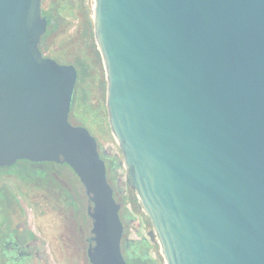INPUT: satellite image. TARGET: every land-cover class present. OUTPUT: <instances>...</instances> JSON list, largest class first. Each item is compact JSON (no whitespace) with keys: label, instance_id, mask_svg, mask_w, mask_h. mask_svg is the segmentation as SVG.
I'll use <instances>...</instances> for the list:
<instances>
[{"label":"water","instance_id":"95a60500","mask_svg":"<svg viewBox=\"0 0 264 264\" xmlns=\"http://www.w3.org/2000/svg\"><path fill=\"white\" fill-rule=\"evenodd\" d=\"M91 22L148 242L164 264H264V0H93ZM46 26L41 0H0V167L66 163L89 263L128 264L96 139L68 118L77 70L42 54Z\"/></svg>","mask_w":264,"mask_h":264},{"label":"flooded vegetation","instance_id":"af4514ba","mask_svg":"<svg viewBox=\"0 0 264 264\" xmlns=\"http://www.w3.org/2000/svg\"><path fill=\"white\" fill-rule=\"evenodd\" d=\"M49 3L52 5L54 3L58 5V11L61 16H63L61 13L60 0H50ZM63 18L65 20L64 16ZM81 29L82 27L80 25L82 39L86 43V47L88 46L86 50L87 59L85 57L75 58L70 62H66L56 56L47 55L45 52L48 48H50L49 39L55 33L49 35L44 40H42V36L39 43V49L44 56L53 58L56 61L60 60V62L57 61L58 63L72 64L77 70V80L72 94V102L68 118L72 124L86 127L96 139L97 149L101 158H103L105 162L107 180L113 189V196L115 200L120 204L119 215L123 223L121 249L126 262L128 264H163V258L157 242H148L144 236L138 240L131 238V228L142 227L147 232L151 228V225L144 212L140 210L139 207L135 208L133 204L132 208L138 214V219L126 215L127 210L123 206V201L125 199L124 189L127 188V190H131L133 196L135 197L136 194L135 191L127 185L126 179H123L122 177L123 172L121 169L120 155L112 153V151L105 146L103 141L97 138L94 131H91L92 129L85 121L87 120L86 113L88 112L93 115V122L95 121V118L98 119L101 117L103 119L102 115L104 113L105 119L107 120V115L105 102V111L103 112L102 106L95 108L92 106V102H90V107L85 108V105H83V99L85 97L89 98L90 87L96 88L97 92L103 91L104 79L100 76L103 75L104 71L102 70L103 64L94 38L89 39L84 36ZM83 91L86 93L85 97L81 94ZM98 115H100V117ZM9 167L10 166L0 167V264H6V258L1 254V249L3 247L26 250L27 262L34 260L35 262H39L41 264H55V261L61 264H90L87 257V247L90 243L92 221L87 231V227L85 226L86 223H84L85 221L82 222L81 220H78L76 216H73L76 215L77 212L75 209L61 201L55 188L47 189L44 186L25 183L13 174L3 171L5 168ZM13 178H16L18 182H14ZM24 187L42 191L44 196L52 202L53 206H51L54 210H62L61 206H65L63 207L65 208V216L60 215L59 217V219H61V223L63 224L62 228L59 231L57 229V232L48 230V237L51 236V238H47L46 241L39 228L35 230L29 226L25 205L31 204V201L28 200L29 195L28 192L25 191ZM69 189L71 188L69 187ZM10 196H12V198H10ZM88 204L89 202L87 199V206ZM32 205V210L34 209V212L37 213L36 203H32ZM65 211H68V213L66 214ZM125 239H128L127 245H125ZM51 246L53 247L51 248ZM47 252L50 254L49 256L46 255ZM57 254L60 255V260H58L59 258L57 257ZM19 263L21 264L22 262L19 260Z\"/></svg>","mask_w":264,"mask_h":264},{"label":"rangeland","instance_id":"374dc122","mask_svg":"<svg viewBox=\"0 0 264 264\" xmlns=\"http://www.w3.org/2000/svg\"><path fill=\"white\" fill-rule=\"evenodd\" d=\"M50 0H45L43 5V8H47ZM60 7H61V13L65 17L66 22L70 23L69 26L64 30L62 27L60 30H58L57 33H55L53 36L49 39L50 48L45 52L47 55H52L60 58L61 60H65L66 62H70L75 58H86L87 54V47L86 43L82 39V34L80 33V25H81V15L87 8L90 11V17H91V6L93 4V0H60ZM87 59V58H86ZM60 62V60H57ZM104 71V69H102ZM102 79H104V88L103 91L100 92L96 90L94 87H90L89 91V98H86V93L83 91L81 94L85 97L83 99V105L86 107H90V102H92V106L97 108L98 106H102V112L105 111L104 108V102H105V89H106V81H105V74L100 76ZM88 82V80H87ZM91 99V100H90ZM101 107V108H102ZM82 110V108H81ZM91 113H86L87 120L86 123H88L89 127L92 129L91 131L96 134L97 138L102 140L104 144L111 143L114 141L109 126L107 123V120L105 119V113L102 115L103 119L98 115L100 118L96 119L93 122L92 121ZM93 133V134H94ZM94 134V135H95ZM119 157L122 161V155L119 150ZM66 169H69L67 166H65ZM69 174L64 173L62 176V183L66 184L70 188L74 186V184L69 180L68 177ZM14 182H18L16 178L14 179ZM78 188L81 190V193L83 195L82 204L83 209L86 210L87 206V197H85L83 193V188L80 186V183L77 182ZM25 188V187H24ZM25 191L28 192V200L31 201V204L25 205V210L27 213V218L29 222V226L32 227V229L41 230L42 236L45 238V241L48 237L49 233L48 230H52L53 232H57L62 228L63 224L61 223V219H59L60 215L65 216L64 210L65 206H61V209L54 210L52 208V202L44 196L43 192L37 189H28L25 188ZM12 198V196H10ZM32 203H36L37 213L34 212ZM52 205V206H51ZM62 213V214H61ZM67 214L68 211H65ZM71 213V212H70ZM76 218L78 220H81L82 222L86 223L87 231L91 225V219L88 216L86 212V216L82 213H76ZM47 231V232H44ZM53 246H51L52 248ZM50 249V248H49ZM1 254L6 258V264H41L39 262H35L34 260H30L27 262V251L24 249H18V248H11V247H3L1 249ZM46 255H50L48 252ZM47 256V257H48ZM58 260L61 259L60 255L57 254ZM163 258V257H162ZM55 264H61L57 261H55ZM164 264V260H163Z\"/></svg>","mask_w":264,"mask_h":264},{"label":"trees","instance_id":"16d2710c","mask_svg":"<svg viewBox=\"0 0 264 264\" xmlns=\"http://www.w3.org/2000/svg\"><path fill=\"white\" fill-rule=\"evenodd\" d=\"M45 0H41V13L47 20V27L45 34L42 37L44 40L51 34L58 31L60 27H64V30L69 26L70 23L66 22L58 11V5L55 3L52 5L48 4L47 8H43L42 4ZM81 27L83 35L89 39H93L92 22L90 17V11L86 8L81 15ZM67 166L69 169H66ZM3 171L13 174L21 181L37 186H44L45 188H55L58 192V196L61 201L71 208L75 209L76 212H83L86 216V210L83 209L82 204V193L77 186V182L80 183L78 177L72 171V169L66 163L56 162H31L28 160H18L14 165L9 168H5ZM64 173L69 174V180L74 184L71 189L64 185L62 176ZM80 186L82 187L81 183ZM83 188V187H82ZM84 193V190H83ZM85 195V193H84ZM86 197V195H85ZM135 208H137V199L133 196L131 190H128V196L126 197Z\"/></svg>","mask_w":264,"mask_h":264},{"label":"built area","instance_id":"2783aa9c","mask_svg":"<svg viewBox=\"0 0 264 264\" xmlns=\"http://www.w3.org/2000/svg\"><path fill=\"white\" fill-rule=\"evenodd\" d=\"M105 146L110 150L112 151V153H115L117 155H119V151L117 150L118 148V145L117 143L115 142V140L111 143H107L105 144ZM121 169H122V172H123V179H126V175H125V169H124V166H123V162L121 161ZM124 201H123V206L126 208L127 210V213H129L131 215V217L133 218H137L138 219V214L134 211V209L132 208V203L127 200V196H128V190L127 188L124 189ZM136 199H137V196H136ZM146 230L142 227H135V228H131V238H133L134 240H138L140 239L141 237H146Z\"/></svg>","mask_w":264,"mask_h":264}]
</instances>
